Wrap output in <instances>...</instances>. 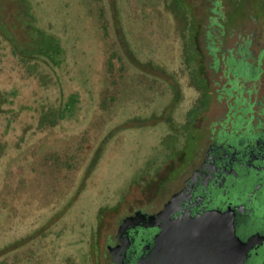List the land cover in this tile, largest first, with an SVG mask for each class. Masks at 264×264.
Wrapping results in <instances>:
<instances>
[{"label":"rangeland","instance_id":"1","mask_svg":"<svg viewBox=\"0 0 264 264\" xmlns=\"http://www.w3.org/2000/svg\"><path fill=\"white\" fill-rule=\"evenodd\" d=\"M262 50L264 0H0V264H108L212 129L264 121Z\"/></svg>","mask_w":264,"mask_h":264},{"label":"flooded vegetation","instance_id":"2","mask_svg":"<svg viewBox=\"0 0 264 264\" xmlns=\"http://www.w3.org/2000/svg\"><path fill=\"white\" fill-rule=\"evenodd\" d=\"M242 119L234 125L236 118H227L212 129L173 179L178 184L158 209L136 208L121 217L105 245L108 264H134L147 252L157 230L148 224V216L162 210L173 195L172 218L232 206L236 234L244 241L255 236L246 242L244 264H264V124L248 129L251 119ZM124 218L126 227L120 229Z\"/></svg>","mask_w":264,"mask_h":264},{"label":"water","instance_id":"3","mask_svg":"<svg viewBox=\"0 0 264 264\" xmlns=\"http://www.w3.org/2000/svg\"><path fill=\"white\" fill-rule=\"evenodd\" d=\"M175 198L173 195L162 210L148 216V224L157 230L147 252L134 264H244L249 249L246 242L255 236L244 241L236 234L232 206L172 218ZM126 221L124 218L120 229L126 227Z\"/></svg>","mask_w":264,"mask_h":264},{"label":"trees","instance_id":"4","mask_svg":"<svg viewBox=\"0 0 264 264\" xmlns=\"http://www.w3.org/2000/svg\"><path fill=\"white\" fill-rule=\"evenodd\" d=\"M234 1V0H233ZM233 4V8H234V10H233V12L232 13H236V9L238 8V7H240V5L238 4V3H236V2H233L232 3ZM24 7H22V5L20 4V12H22L23 14H24ZM234 17H232V18H228V20L230 21V20H232ZM211 49L213 50V52H217L218 50V48L217 47H211ZM264 52V50H262L261 51V54ZM230 60V62H229V72L230 73H232V76H233V79H229V81H230V83H231V85H233L234 83L233 82H235V78H236V73H235V69H236V67H245L246 66V61L244 60V58H243V56H242V58L240 59V60H234V59H229ZM237 80H238V85H239V88H240V90L242 91L243 90V88H244V86H243V84L240 82V80H242L243 78H236Z\"/></svg>","mask_w":264,"mask_h":264},{"label":"crops","instance_id":"5","mask_svg":"<svg viewBox=\"0 0 264 264\" xmlns=\"http://www.w3.org/2000/svg\"><path fill=\"white\" fill-rule=\"evenodd\" d=\"M263 124H264V121H263V122H260V123H259V127H260V128H263Z\"/></svg>","mask_w":264,"mask_h":264}]
</instances>
